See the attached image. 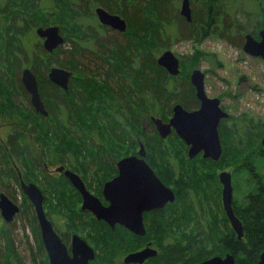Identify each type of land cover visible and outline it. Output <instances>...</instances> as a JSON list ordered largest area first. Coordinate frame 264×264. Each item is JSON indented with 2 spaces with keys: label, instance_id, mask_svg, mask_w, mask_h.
<instances>
[{
  "label": "trees",
  "instance_id": "16d2710c",
  "mask_svg": "<svg viewBox=\"0 0 264 264\" xmlns=\"http://www.w3.org/2000/svg\"><path fill=\"white\" fill-rule=\"evenodd\" d=\"M78 1L80 3L75 8H73L71 0H66L65 4L59 0H50L46 6L70 7L73 13L78 14V17L72 18V21L75 22L74 39L78 38V45L86 42L91 43L100 59L101 56L107 55L106 64L102 60L104 64L103 74L100 72L99 74H87V71L81 70L83 68L79 60V56L81 57L79 52L82 51L81 46L77 48L78 54L75 57L71 56L70 60L66 62L53 60L60 48L53 53H48L43 46L37 47L38 44H34L31 51H28L24 44L25 41H23V33L17 31L16 16L8 12L10 0H0V14L6 17L5 41L7 47L6 59L5 56H2L0 61L5 67H8L7 72L5 70L3 74H0V80L9 86L10 84L15 85L23 98L28 101V109H31L30 96L23 87L20 78V70L24 66L31 67L37 78L41 97L46 102L49 116L44 117L36 114L35 111L34 113L42 123L51 125L48 126L47 130H50L53 135L50 138L51 141L44 140L42 146L49 149L52 147L53 141L60 144L67 143L69 147L63 145L62 152L64 155L58 162L64 163V158L67 155L73 157V152H75L73 148L76 147L86 151L88 154L86 157L92 158V160L95 157H103L104 161L100 165H106L107 168L112 167L113 172H116V161L122 157H119L121 151L117 150L118 146L129 141L134 143V133L139 130L144 136H147L150 132L148 124L151 116L155 115L163 121H168V118L172 116V103L180 102L186 108H190L189 106L194 99H192L193 89L188 84L181 82L178 84L179 87L176 86L177 77L170 76L157 65L156 48L158 52H162L169 48L168 45L172 40L194 39L199 41L212 36L227 40L233 46L241 47L243 46L245 29L238 23V11L245 12L249 16V20L255 18V25L249 31L254 37L258 39L259 32L264 29V0H190L191 4L192 2L196 4L192 9L191 23H188L180 15H176L173 20L167 0ZM246 5H250L251 9L246 10L244 8ZM46 6L43 5V7ZM96 6L103 7L110 13L118 14L127 21V31L122 34L123 36L121 35L123 39L126 38L125 41H118L116 36L110 35L111 30L101 26L98 22L96 27H91L83 21L84 16H87L86 13H93ZM10 14L11 16H9ZM41 26L47 27L49 24L46 21H41ZM121 61L128 66L130 85H126L125 79L121 76L123 73L115 72V64ZM53 65L72 70L82 76L79 79L73 78L74 81L68 91L61 90L47 78L48 68ZM41 67L44 70H41ZM188 75L189 73H187ZM118 76H120L119 80L116 78ZM102 78L105 80H102L104 84H100ZM78 80V86H81L82 89L75 92L73 83ZM0 87L7 90L5 84H0ZM93 104H95L94 111L91 108ZM114 108L117 109L118 117L111 113V109ZM10 109L14 110V114L15 110H18L17 106ZM161 110L163 114L157 112ZM2 116L6 117L3 114ZM229 120H223L219 127L223 146L221 159L218 162L201 159V162L213 165L214 170L216 168H233L234 190L240 189L242 193L240 202L234 200L233 206L236 216L242 222L244 236L240 240L237 238L236 233L228 224V219L223 214L221 218L223 224H216L213 220V225H211L209 219L204 228L205 231L194 232L193 236L185 237L186 241L170 243L156 239V244L160 251L165 253L167 261H172L171 259L176 261L172 264H196L214 255L223 254L233 255L236 264H257L261 253L264 251V146L261 144L263 127L259 133L255 134L257 125H251L248 122L243 127L242 132H239L238 128H227ZM5 122L9 121L5 120ZM21 122L25 123L24 120ZM101 123L104 125L101 126ZM5 127H10V125L5 126L0 123L1 131L5 130ZM226 129L228 130L226 131ZM17 130L14 129V131ZM1 131L0 159L7 163L12 162V160L20 163L19 154L22 149H27L14 136V133H8L7 138L4 139ZM152 132L158 154L165 157L166 161H170L168 149L162 146L166 140L162 139L154 130ZM91 137H98L103 144L89 146L88 142H91ZM175 138L178 139L177 136ZM147 146H151V143H148ZM94 149L95 152H93ZM128 155L130 154L125 153L123 157ZM108 158H111V162ZM9 159L10 161H8ZM34 161L45 174L46 166L53 165L51 162ZM20 164L25 165L24 161ZM191 173L194 172L191 171ZM13 174L14 178L18 179V173L13 172ZM212 176L218 179L215 171H210V178ZM185 177L192 188L194 187L193 181L196 180L195 183H197L202 178L200 174L197 176L194 174L185 175ZM61 179L69 184L63 175H61ZM177 194L176 192V197ZM180 195L178 200L181 202ZM216 195L220 198L219 194L216 193ZM171 206L172 204L168 205V209L156 211V219H161L163 225L169 228L166 233L173 235L170 229L173 230L176 223L165 215ZM47 217H49L48 214ZM166 218L167 224H164ZM62 219V225L55 221L53 223L56 232L64 243L70 241L72 232H85L90 240L103 247L102 253L90 264H119L115 261L119 253L124 250H134L141 246V237L121 227L111 229L93 219L88 212H82L79 208L70 215L64 214ZM124 234L130 237V242L124 240ZM197 236L198 239H196ZM114 242H117L119 246H116ZM38 251L44 253L41 242ZM192 251H196L195 255L199 254L202 258L200 257V260L194 262L195 255L194 252L192 254ZM45 261L50 264L49 260Z\"/></svg>",
  "mask_w": 264,
  "mask_h": 264
},
{
  "label": "rangeland",
  "instance_id": "374dc122",
  "mask_svg": "<svg viewBox=\"0 0 264 264\" xmlns=\"http://www.w3.org/2000/svg\"><path fill=\"white\" fill-rule=\"evenodd\" d=\"M59 1L62 4L66 3V0ZM71 1L74 6L73 8L78 7L80 1ZM49 2L50 0H10L9 2L8 12L16 16L17 31L23 33V41H25L24 44L28 48V51H31L34 44H38L37 47L43 46V41L36 35V29L43 27L41 26V21H46L49 26L60 27L61 33L67 41V43L60 47L58 54L53 57L54 61H69L71 56L75 57V55L78 54L79 50L77 48L81 46L82 51L79 52L81 57L78 55L80 63L83 65L81 70L84 72L87 71V74H99V72L103 74V61H105L106 64L107 55H104L105 59H103L104 56H101L102 58L100 59L99 54L96 49L91 46V43L86 42L78 45V38L74 39L75 22L72 21V18L74 16L78 17V14L73 13L70 7L58 5V7L54 8V6H46ZM167 2L171 17L174 20L176 15H180L181 0H167ZM43 5L46 7H43ZM195 6L196 4L192 2L191 10L194 9ZM96 8L97 6L93 9V13H86L87 16H84L83 18V21L91 27L97 26L98 21L94 13ZM244 8L250 10L251 6L246 5ZM11 14L9 16H11ZM149 17L151 18V15H149ZM237 18L238 23L245 29L244 34H251L249 31H251L255 25V18L249 20V16L243 11L237 12ZM5 21L6 17H3L0 14L1 60L2 56H5V51L7 50L5 41ZM102 35H104V33H102ZM110 35L114 37L116 36L118 41L126 40V38L124 37L123 39V35L121 36L118 32L112 31ZM231 37L233 38L234 36ZM168 47L169 48L164 51L169 50L173 52L180 60V76L177 78L176 86L183 81L189 82V77L193 70L198 69L202 71L205 74V91L207 96L209 98L220 99L222 109L230 114L227 128H238V131L242 132L243 127L249 122L251 125H257L255 134L259 133L263 127V138L264 61L261 58L252 57L243 51L242 46H233L227 40L221 39L217 36H212L199 41L194 39H176L172 40ZM83 48L85 49L84 51ZM164 51L158 52L156 48L155 52L157 58ZM4 58L6 59V56ZM74 59L77 60L76 58ZM121 62L115 64V72L123 73L121 76L125 79L126 85H130L129 81L131 80L128 77V66L123 64L125 62ZM25 67L27 68L28 66H24L20 70V77L21 72ZM28 68L31 69V67ZM49 69L50 67L48 68V71ZM5 70L7 72L8 67H5L0 61V74H3ZM41 70H44L43 67H41ZM187 73H189L188 76ZM73 75L74 79H79L82 76L77 72H73ZM116 78L119 80L120 76ZM102 80L105 81L104 78H102L100 84H104ZM73 81L74 80L72 79L69 87L72 85ZM78 82L79 80L73 83V89L75 92L82 89L81 86H78ZM93 82L95 81L93 80ZM0 84H5L8 90L0 87V123L5 126H7V124L10 125V127H5V130H3L4 132L0 130L2 132V137L6 139L8 133H14V136L19 139L23 143L25 149H27H22L19 154L20 163L24 161L25 165H22L17 161L7 163L0 159V193L6 194L20 208L19 213L10 223L5 222L0 214V263L47 264L45 260L48 259L45 250L43 254L38 251L39 243H42V240L34 208L29 199L23 194L19 178L15 179L13 172H17L16 168H18L25 181L28 183H34L41 189L44 195V210L46 215L48 214V218L51 221H55L62 225L63 215L66 213L70 215L78 208L81 209L82 200L79 194L69 184L65 183L61 179V175L54 170L60 165H64L67 169H71L70 166L72 165L77 171H79L80 167L82 171H85V176L83 175L82 178L86 182V185L96 194L98 192L96 190L101 189L103 186V184L101 185L96 178L104 174V171H106V165H100L104 161L103 157L97 154L99 157H95L94 160H92V158L86 157V155H88L86 151L76 147L73 148V151H75L73 152V157L67 155L64 158V163L58 162L61 161L60 159L64 155L62 152L63 145H65V147H69V145L64 142L60 144L59 142L53 141L52 147L45 149L42 146L44 140L47 139L50 142V138L53 137L50 130H47L48 126L51 125L48 123H42L36 117L37 113H34L35 110L32 106V108L30 107L31 109H28V101L23 98L22 94L19 93L17 88H15V85L10 84L9 86L2 80H0ZM114 90L117 91V89ZM148 97L153 98L154 96ZM172 104V106L175 105V103ZM151 105L153 104L151 103ZM16 106L18 110H15L14 114V110H11L10 108H16ZM196 106H192V110L194 108L196 109ZM91 108L92 111H94L95 104H93ZM111 110L112 115L118 117V114H116L117 109L114 108ZM157 112L163 114L162 110ZM1 113L6 115V117H3ZM153 117L159 118L155 115H153ZM171 117L168 119H171ZM5 120H8L9 122H5ZM22 120H24L25 123H22ZM100 125L103 126L104 124L101 123ZM15 128L18 129V132L14 131ZM149 129L150 132L147 136H144L139 130L137 133H134V143L129 141L117 148L119 152L121 151L119 157H123L125 153L134 155L139 151L140 143H142L146 149V158L149 164L153 166L156 174L167 186L178 193L175 203L172 204L170 210L165 214L176 223L173 230L170 229V231L173 232V235H171V233H166L169 231V228L168 226L163 225L161 219L155 220L151 216L148 217L147 220V238L155 241V243L156 239H158V241L159 239H162L170 243H175L177 241L183 242L186 241L185 237L193 236L194 232L199 233L205 231L204 228L209 219L211 225H213V220L216 224H223L221 218L224 213L222 212L221 205L219 206L220 200L218 201L219 198L215 193L219 190L218 188H221V186L218 179L213 176L210 178V171H215L217 175L223 171L231 173L233 200L240 202L242 199V193L240 189H237L236 191L234 190L235 180L232 173L233 168H216L214 170L215 167L213 165L201 162V159H198L200 157L190 161L187 157L188 147L179 138L178 140L175 137H169L167 140L165 139V144L162 145L169 151L170 161H166L165 157L158 154L152 128ZM228 129H226V131ZM90 141L91 142H88L89 146L92 144H103L99 141L98 137H91ZM148 143H151V146L148 147ZM93 152H95V149ZM34 160L44 163L51 162L53 165L48 163L49 165L45 174ZM8 161H10V159ZM191 171L196 172V176L198 174L202 176V178L198 180L199 187L197 185V190H195L197 193L190 192L189 188H191L192 185L185 180L184 173H191ZM195 182L196 180L193 181L194 187H196ZM179 195L181 202L178 200ZM168 208L169 207H167V209ZM165 220L164 224H167V218ZM228 224L230 225L229 221ZM73 234H77L86 240V242L96 250L97 256L102 253L101 249H103V247L90 240L85 232H72L71 236ZM123 237L124 240L127 241L130 239V237L125 234ZM196 239H198V236ZM70 241L68 243L65 242L69 249ZM208 243L210 244L211 242L209 241ZM114 244L119 246L117 242H114ZM141 247L142 246L139 248ZM156 249L158 251L160 250L157 244ZM136 250L137 249L122 251L119 253L120 255L118 254L116 256L115 261H122L125 255ZM196 251H192V254L194 252L195 255ZM225 255L226 254H223L221 256L223 257ZM200 257L199 254L195 255L194 262L200 260L202 258Z\"/></svg>",
  "mask_w": 264,
  "mask_h": 264
},
{
  "label": "water",
  "instance_id": "95a60500",
  "mask_svg": "<svg viewBox=\"0 0 264 264\" xmlns=\"http://www.w3.org/2000/svg\"><path fill=\"white\" fill-rule=\"evenodd\" d=\"M102 26L124 34L128 23L118 14L108 12L103 7H97L94 11ZM180 16L188 23L192 22V10L190 0H181ZM36 35L43 41V48L48 53H53L60 48L65 39L60 27L47 26L36 29ZM257 39L252 34L244 36L243 51L264 61V29L259 32ZM157 65L163 68L170 76L180 75V60L176 55L167 50L156 60ZM73 73L60 68H51L48 78L51 83L67 91L69 81ZM21 82L30 95V103L35 112L44 117L49 113L41 98L38 81L30 68L21 72ZM190 82L196 90V97L200 101V108L195 111L186 110L181 104H175L172 109V117L168 122L160 118L151 117V121L162 139H166L172 131L189 147L188 157L193 159L199 154L204 159L218 162L223 154V147L219 135V126L222 120L229 119L230 114L221 107L218 98H209L205 93V74L195 69L190 75ZM261 144L264 146V136ZM146 149L141 143L136 155L122 158L117 162L118 176L104 184L103 196L110 203L104 206L102 202L92 195L76 173L58 167L55 172L62 173L69 180L73 188L81 195L82 212L91 213L97 221H104L111 229L120 225L131 233L144 236L146 229L143 222V214L152 210L164 208L167 204H173L176 200L174 191L166 186L155 174L152 167L146 162ZM20 187L23 194L31 202L40 230V236L44 250L50 264H90L95 260L94 249L77 234L71 236L70 249L55 231L50 219L44 210V195L41 189L34 183H26L18 168H16ZM223 186L222 205L231 228L240 240L244 236L243 225L233 209L232 176L228 171L218 175ZM20 208L6 194L0 193V214L5 222L10 223L19 213ZM157 250L146 247L142 251L129 254L125 264H143L148 258L155 257ZM1 264V263H0ZM198 264H236L235 257L226 254L225 257L214 256ZM257 264H264V251Z\"/></svg>",
  "mask_w": 264,
  "mask_h": 264
},
{
  "label": "flooded vegetation",
  "instance_id": "af4514ba",
  "mask_svg": "<svg viewBox=\"0 0 264 264\" xmlns=\"http://www.w3.org/2000/svg\"><path fill=\"white\" fill-rule=\"evenodd\" d=\"M96 16V15H95ZM97 18V17H96ZM97 21H98V19H97ZM98 23H99V21H98ZM100 24V23H99ZM101 25V24H100ZM102 26V25H101ZM104 27H106V26H104ZM106 28H108L109 30H111V31H113V32H117V31H115V30H113V29H111L110 27H106ZM61 30V29H60ZM119 33V32H118ZM62 34V33H61ZM119 34H121V33H119ZM122 35V34H121ZM63 36V35H62ZM64 37V36H63ZM64 39H65V37H64ZM66 43V39H65V42H64V44ZM63 44V45H64ZM62 45V46H63ZM54 67H56V68H60V69H64V70H67V69H65V68H61V67H59V66H56V65H53V67H50V69L51 68H54ZM26 68V67H25ZM28 68V67H27ZM50 69H49V71H48V73H47V78H48V74H49V72H50ZM32 70V69H31ZM67 71H70V72H74V71H72V70H67ZM33 72V71H32ZM34 73V72H33ZM180 76V75H179ZM179 76H177V78L179 77ZM21 78V77H20ZM74 78V75H73V77L70 79V81H69V85H70V82H71V80ZM49 79V78H48ZM184 82V81H183ZM184 83H186V84H188L193 90H192V92H193V97H192V102H191V105L189 106L190 108H186L182 103H180V102H177V103H175V104H181L186 110H188V111H195V110H198L199 108H200V101L197 99V97H196V90H195V88H194V86L191 84V82H190V77H189V82H184ZM53 84V83H52ZM54 85V84H53ZM39 86V85H38ZM56 86V85H55ZM58 87V86H57ZM59 88V87H58ZM59 89H61V88H59ZM68 89H69V87H68ZM61 90H63V89H61ZM65 91V90H64ZM68 91V90H67ZM205 93H206V91H205ZM41 95V94H40ZM30 96V95H29ZM42 98V97H41ZM43 100V99H42ZM43 102H44V104H45V107H46V109H47V106H46V102L43 100ZM31 104V103H30ZM197 105V106H196ZM123 106V105H122ZM192 106H196V109L194 108L193 110H192ZM172 109H173V107H172ZM47 111H48V109H47ZM48 113H49V111H48ZM173 113V112H172ZM153 117V116H152ZM170 120V119H169ZM168 120V121H169ZM167 121V122H168ZM223 121V120H222ZM221 121V122H222ZM221 124V123H220ZM148 127L149 128H152V130H154L157 134H158V132L156 131V129H155V127H154V125H153V123H152V121H151V119H150V123L148 124ZM220 127V126H219ZM159 135V134H158ZM219 135H220V133H219ZM175 136H177L178 137V135L174 132V131H172V133L166 138V140L167 139H169V137H175ZM179 138V137H178ZM180 139V138H179ZM220 139H221V137H220ZM181 140V139H180ZM182 141V140H181ZM183 142V141H182ZM184 143V142H183ZM141 144V143H140ZM185 144V143H184ZM186 145V144H185ZM187 146V145H186ZM188 147V146H187ZM188 150H189V147H188ZM188 153V152H187ZM137 154V153H136ZM136 154H134V155H136ZM128 156H131V155H128ZM128 156H125V157H128ZM125 157H121V158H119L117 161H116V172H113V168L112 167H110V168H107V167H105L106 168V171H104V174H102V175H100L99 177H97L96 179H97V181H99V183L102 185L103 184V186L101 187V189H98V190H96V191H98L96 194L95 193H93V191H91V188L90 187H88L87 185H86V182L84 181V179L82 178L83 177V175L85 176V171H82V169L79 167V171H77V169L76 168H74L72 165L70 166L71 167V169H67L64 165H60L59 167H64L65 168V170H70V171H72V172H74V173H76L77 175H79L80 176V178L83 180V182H84V184H85V186H86V189L92 194V195H94L95 197H97L101 202H102V204L104 205V206H109L110 205V203L109 202H107L105 199H104V196H103V188H104V184L106 183V182H108V181H111L112 179H114V178H116L117 176H118V169H117V162L119 161V160H121L122 158H125ZM187 157H188V155H187ZM198 157H200V158H198ZM196 158H198V159H203V160H205V161H212L211 159H204L203 158V155L202 154H199L198 156H196L195 158H193V159H189V157H188V159L191 161V160H194V159H196ZM108 160H110V162H111V158H108ZM145 160H146V162L149 164V162H148V160H147V158H145ZM12 162H13V160H12ZM212 162H214V161H212ZM150 165V164H149ZM151 166V165H150ZM47 167L48 166H46V169H47ZM152 167V166H151ZM58 168V167H57ZM76 169V170H75ZM152 169H153V167H152ZM154 170V169H153ZM55 171V170H54ZM155 172V171H154ZM80 173V174H79ZM81 173H82V175H81ZM60 175H63L64 176V174H62V173H59ZM155 174H156V172H155ZM186 176L187 175H193L194 174V176L196 175V172H194V173H184ZM220 174V173H219ZM157 175V174H156ZM158 176V175H157ZM65 177V176H64ZM159 177V176H158ZM66 178V177H65ZM160 178V177H159ZM186 178V177H185ZM217 178H218V175H217ZM67 179V178H66ZM105 179V180H104ZM160 180H161V178H160ZM67 181H68V183H69V185L73 188V186L71 185V183L69 182V180L67 179ZM162 181V180H161ZM218 181H219V178H218ZM164 184H165V182L164 181H162ZM196 184V187H191L190 188V192H196L197 193V191H195V190H197V185H198V182L197 183H195ZM219 184H220V186H221V188L219 189V190H217L215 193H217V194H219L220 195V198L218 199V201L220 200V205H221V208H222V212L224 213V215L226 216V214H225V212H224V209H223V205H222V189H223V186H222V184L220 183V181H219ZM101 185H99V186H101ZM166 185V184H165ZM167 186V185H166ZM169 187V186H168ZM170 188V187H169ZM74 189V188H73ZM75 190V189H74ZM173 190V189H172ZM76 191V190H75ZM174 191V190H173ZM77 192V191H76ZM78 193V192H77ZM174 193H175V195H176V192L174 191ZM79 194V193H78ZM79 196L81 197V195L79 194ZM177 198V197H176ZM81 200H82V198H81ZM176 201V200H175ZM233 202H234V200H233ZM82 205V204H81ZM168 205H170V204H167L164 208H162L163 210L164 209H167V207H168ZM219 205V206H220ZM162 209H159V210H162ZM233 209H234V206H233ZM159 210H152V211H150V212H145L144 214H143V222H144V226H145V229H146V234L144 235V236H138V235H136V236H138V237H141L142 238V241H140V243H141V248H137V250L136 251H133V252H130V253H128L127 255H125L124 257H123V259H122V261H120L119 262V264H125L124 263V259L129 255V254H132V253H137V252H139V251H142L143 249H145L146 247H149V248H151V249H154V250H157L156 249V243H155V241H153V240H149L147 237H148V230H147V224H148V217H151L152 216V218H154L155 220H156V211H159ZM235 212V211H234ZM89 213V212H88ZM90 215H91V217L93 218V219H95L96 220V218L91 214V213H89ZM51 221V220H50ZM97 221V220H96ZM52 222V224H53V226H54V223H53V221H51ZM99 223H101V224H103V225H105V226H108V227H110L107 223H105L104 221H98ZM39 227V226H38ZM116 227H121V228H124V227H122V226H120V225H116L115 226V228ZM231 227V226H230ZM54 229H55V227H54ZM125 229V228H124ZM127 230V229H126ZM233 230V229H232ZM56 231V230H55ZM128 231V230H127ZM130 232V231H129ZM131 233V232H130ZM133 234V233H132ZM135 235V234H134ZM148 240V241H147ZM66 244V243H65ZM67 245V244H66ZM144 245V246H143ZM42 246H43V244H42ZM43 249H44V247H43ZM94 249V248H93ZM94 251H95V254H96V257H95V260H96V258H97V253H96V250L94 249ZM214 256H221V255H214ZM214 256H212V257H214ZM226 256V255H225ZM225 256H223V257H225ZM166 257V255H165V253H162L160 250L158 251L157 250V255L155 256V257H152V258H148L147 260H145V262L143 263V264H172V263H175L176 261H174L173 259H171L172 261H167V259L165 258ZM212 257H210V258H212ZM222 257V256H221ZM210 258H207V259H205V260H208V259H210ZM94 260V261H95ZM205 260H203V261H205ZM236 260V259H235ZM93 261V262H94ZM202 262V261H201ZM200 263V262H199ZM196 264H198V263H196Z\"/></svg>",
  "mask_w": 264,
  "mask_h": 264
},
{
  "label": "bare ground",
  "instance_id": "6f19581e",
  "mask_svg": "<svg viewBox=\"0 0 264 264\" xmlns=\"http://www.w3.org/2000/svg\"><path fill=\"white\" fill-rule=\"evenodd\" d=\"M151 43V42H150ZM75 114V113H74ZM50 120V119H49ZM49 219V218H48Z\"/></svg>",
  "mask_w": 264,
  "mask_h": 264
}]
</instances>
